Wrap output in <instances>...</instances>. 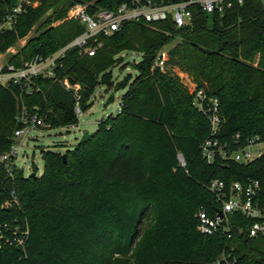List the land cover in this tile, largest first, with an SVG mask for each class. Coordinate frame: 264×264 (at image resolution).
Instances as JSON below:
<instances>
[{
  "label": "trees",
  "instance_id": "obj_1",
  "mask_svg": "<svg viewBox=\"0 0 264 264\" xmlns=\"http://www.w3.org/2000/svg\"><path fill=\"white\" fill-rule=\"evenodd\" d=\"M16 1L0 0V22ZM28 1L0 34V51H5L34 31L8 57L15 65L36 53L50 54L82 31L79 22L65 18L73 3L93 11L115 9L125 0ZM190 11V23L181 27L170 18L126 22L99 38L93 56L68 49L57 74L80 84L78 98L53 79H36L38 89L31 94L0 86L1 155L11 143L21 103L49 127L72 126L78 121L76 102L83 112L92 105L95 87L112 83L117 54H140L133 76L117 83L124 90L119 110L101 118L90 135L64 153L41 149L40 174L36 168L34 176L15 169L10 178L0 163V223L29 225L24 248L2 247L0 264H264V237L246 236L245 217L228 216L230 237L197 230L198 208L212 216L219 208L208 189L212 179L257 180L264 204V155L246 163L207 162L199 150L209 133L207 117L175 72L218 99L219 137L230 148L238 146L236 135L240 143L255 135L264 139V5L246 0L222 14H206L197 5ZM169 43L160 70L154 59Z\"/></svg>",
  "mask_w": 264,
  "mask_h": 264
},
{
  "label": "built area",
  "instance_id": "obj_2",
  "mask_svg": "<svg viewBox=\"0 0 264 264\" xmlns=\"http://www.w3.org/2000/svg\"><path fill=\"white\" fill-rule=\"evenodd\" d=\"M246 0H182L178 2L161 3L158 0H125L115 9L96 8L90 10L85 3H73L66 12V18L79 22L82 31L73 37L67 44L51 52L48 55L34 54L29 59L15 65L8 61L7 53L0 51V86L6 88L18 87L24 93L31 94L37 90L36 79H53L58 81L65 89L74 90L76 98L79 83H71L69 78L57 74V70L63 67V59L70 48H75L79 53L93 56L100 45V37L111 35L126 22L152 23L170 18L178 26L190 23L192 5H197L204 13L214 12L222 14L234 4L242 5ZM264 5V0H261ZM28 0H17L11 11L0 22V34L5 29L11 28L15 17L22 11V4ZM17 51H13L16 54ZM166 62V53L159 51L154 59L153 66L163 70ZM192 104L201 111L208 120V136L200 143L201 156L207 162L216 158L249 162L256 157L264 155V139L259 135L247 137L240 143L236 135L235 142L238 146L230 148L229 143L220 139L223 119L220 114L219 102L216 97L208 96L202 89L193 87ZM119 104L115 111L119 110ZM34 109V108H33ZM74 112L78 117L82 111L76 102ZM16 126L13 129L11 143L6 151L0 155V163L3 165L8 177L12 178L15 169H22L17 164L19 149L23 146L24 139L31 129L40 128L43 119L36 110H29L23 103L15 117ZM177 160L181 167L185 165L181 153L177 154ZM23 170V169H22ZM24 173V171H23ZM24 175H28L25 174ZM208 189L214 193L218 209L214 215H210L205 207L200 206L196 211L197 230L204 234H213L220 231L230 237V214H239L248 220L245 228L247 237H264V204L258 199L259 182L246 179L226 184L223 180L212 179ZM13 195V192L11 193ZM221 213L219 215L218 213ZM242 230V229H240ZM243 233V231H242ZM29 236V225L26 221H13L0 223V249L12 245L24 248Z\"/></svg>",
  "mask_w": 264,
  "mask_h": 264
},
{
  "label": "rangeland",
  "instance_id": "obj_3",
  "mask_svg": "<svg viewBox=\"0 0 264 264\" xmlns=\"http://www.w3.org/2000/svg\"><path fill=\"white\" fill-rule=\"evenodd\" d=\"M30 4L36 5L37 3L32 2ZM60 21L61 20L53 22L52 26ZM33 34L34 31L32 29L27 35L19 38L13 45L8 47L6 50L7 58L13 54V51H18L19 47L23 46L27 39ZM172 44L173 43L167 44L162 49V52L164 54L167 53ZM117 57L118 61L111 66L112 83L106 86L99 83L95 87L91 98L92 105L78 116L76 124L72 126L49 127L48 124L43 121L40 128H34L29 131L28 136L23 141V146L19 149V157L17 160V164L22 167L25 174L32 173L33 168H36V174L42 172L43 162L40 155L41 149H49L64 153L67 149H71L78 141L90 135L95 130L101 118H105L109 114L115 112V109L119 104V98L124 92L123 89L117 86V83L123 80L127 75L133 76V64L140 59V54L124 50L119 52ZM175 72L178 73L183 85L192 94L195 84L185 73L176 69ZM72 91L74 92V90ZM78 92L79 91L77 90V93ZM261 149H264V146H262Z\"/></svg>",
  "mask_w": 264,
  "mask_h": 264
},
{
  "label": "water",
  "instance_id": "obj_4",
  "mask_svg": "<svg viewBox=\"0 0 264 264\" xmlns=\"http://www.w3.org/2000/svg\"><path fill=\"white\" fill-rule=\"evenodd\" d=\"M63 156H65V155L63 154ZM31 175H33V176H34V172H32V173H31ZM218 214H219V215H221V213H220V212H219ZM239 234H242V230H239Z\"/></svg>",
  "mask_w": 264,
  "mask_h": 264
}]
</instances>
